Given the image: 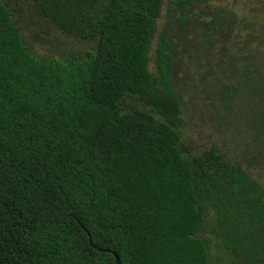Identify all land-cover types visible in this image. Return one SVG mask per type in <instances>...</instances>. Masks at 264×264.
Returning <instances> with one entry per match:
<instances>
[{
  "label": "trees",
  "instance_id": "trees-1",
  "mask_svg": "<svg viewBox=\"0 0 264 264\" xmlns=\"http://www.w3.org/2000/svg\"><path fill=\"white\" fill-rule=\"evenodd\" d=\"M30 1L95 47L37 56L19 0H0V264H217L213 238L227 264H264V188L215 145L183 141L173 79L176 44L218 46L222 101L264 122L259 6L206 4L199 18L205 0H172L150 58L163 0Z\"/></svg>",
  "mask_w": 264,
  "mask_h": 264
},
{
  "label": "rangeland",
  "instance_id": "rangeland-1",
  "mask_svg": "<svg viewBox=\"0 0 264 264\" xmlns=\"http://www.w3.org/2000/svg\"><path fill=\"white\" fill-rule=\"evenodd\" d=\"M171 1L163 0L155 33L150 41V58L153 57L152 49L162 24L179 14L168 8ZM262 1L252 0V5L259 6L258 15L264 13ZM245 2L246 0L197 1L191 7L190 15L204 18L206 15L200 14V8L207 5H226L239 10ZM11 10L25 42L37 56L64 60L73 55H83L95 47V42L80 41L61 33L41 15L30 0H19L18 5L11 7ZM176 47L173 79L184 92L180 126L183 141L196 154L210 145H215L229 159L240 163L264 188V122L261 123L259 118L250 116L251 113H246L243 109H237L238 101L235 98L231 102L222 101L213 85L219 68L212 52L218 46L209 53L198 44L192 45L189 42H185L184 46L181 43L176 44ZM148 66L150 70H154L151 61ZM125 104L129 108L139 105L140 101L131 96ZM215 242L216 239L213 238V259L217 264H227L228 253L223 249H216Z\"/></svg>",
  "mask_w": 264,
  "mask_h": 264
}]
</instances>
